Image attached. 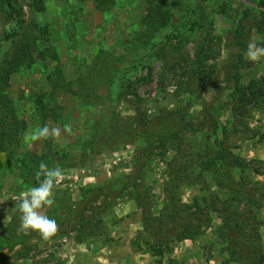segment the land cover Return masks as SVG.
<instances>
[{
  "label": "rangeland",
  "instance_id": "obj_1",
  "mask_svg": "<svg viewBox=\"0 0 264 264\" xmlns=\"http://www.w3.org/2000/svg\"><path fill=\"white\" fill-rule=\"evenodd\" d=\"M38 1L0 0L20 123L0 151V264H264V57L244 56L264 41V0ZM45 125L60 137L25 139ZM41 161L63 170L47 240L18 231L15 199Z\"/></svg>",
  "mask_w": 264,
  "mask_h": 264
},
{
  "label": "clouds",
  "instance_id": "obj_2",
  "mask_svg": "<svg viewBox=\"0 0 264 264\" xmlns=\"http://www.w3.org/2000/svg\"><path fill=\"white\" fill-rule=\"evenodd\" d=\"M245 59L251 62H258L264 57V46H259L253 39L248 43ZM64 131L71 135V128L64 126ZM61 130L58 127L45 125L30 131L25 139L28 141H39L49 138H59ZM63 178V170L54 166L49 168L47 163L41 161L35 172L37 186L30 187L27 191L20 193L15 199L18 201L17 207L20 213V227L18 231L27 233L29 230L37 232L44 240L54 236L59 225L54 219H50L45 213L46 207H51L54 203V187Z\"/></svg>",
  "mask_w": 264,
  "mask_h": 264
},
{
  "label": "trees",
  "instance_id": "obj_3",
  "mask_svg": "<svg viewBox=\"0 0 264 264\" xmlns=\"http://www.w3.org/2000/svg\"><path fill=\"white\" fill-rule=\"evenodd\" d=\"M9 13H10V17H13L14 15V8L12 7V5L10 3H6ZM44 10V6H43V1L39 0L37 7L35 6L34 11L36 12H41ZM172 15L170 13V11H167L165 13L164 16H160L157 18H152L151 20L147 19V21H149V25L150 28H155V29H159L162 28L164 26H167L170 24V19H171ZM144 35V34H143ZM147 36V34H146ZM147 44L149 42H146ZM35 46V42L34 41H26L24 44H22V46H19L17 49V53L14 54L13 58L7 63L9 69H14V71H17L19 69V62L24 63L27 62L28 58L31 57V53H32V49ZM260 46H264V41L260 44ZM153 49V48H151ZM18 68V69H17ZM16 69V70H15ZM4 74H7L6 70H4ZM4 74L1 75L0 74V114L3 115L2 118H0V151H2L6 145V142H10L11 140L15 139L14 137L17 136V133L19 132V125L20 123L16 120L15 117V113L12 110V108L10 107L9 103H7V97L6 95V91L8 89V81L7 79L5 80ZM262 80H264V77L262 78ZM235 85L237 87L238 90H240V81L238 79H236ZM261 96L264 97V91L261 92ZM6 140V141H5ZM197 217V221L199 223H201L198 216ZM196 219V218H195ZM149 226H145V230H147ZM199 227L200 225H195L192 224L189 228L190 230H188L186 228V230H180V229H176L170 232L174 233V236H176L179 240H184L187 238H193V236L195 235V233L197 234L199 232ZM191 230H196V232L194 233ZM4 237V236H3ZM153 251H155V246L152 248ZM155 253H159L158 255L161 256V252L159 250H156Z\"/></svg>",
  "mask_w": 264,
  "mask_h": 264
}]
</instances>
